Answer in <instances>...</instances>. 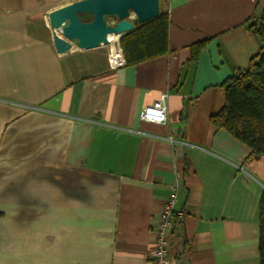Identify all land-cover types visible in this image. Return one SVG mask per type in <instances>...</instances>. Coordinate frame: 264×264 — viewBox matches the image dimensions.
I'll return each mask as SVG.
<instances>
[{
    "label": "crops",
    "instance_id": "0c3cea01",
    "mask_svg": "<svg viewBox=\"0 0 264 264\" xmlns=\"http://www.w3.org/2000/svg\"><path fill=\"white\" fill-rule=\"evenodd\" d=\"M75 1L0 0V264H151L177 182L174 264H261L264 155L212 116L264 0H160L169 51L118 68L52 27ZM162 96L168 121L142 120Z\"/></svg>",
    "mask_w": 264,
    "mask_h": 264
},
{
    "label": "trees",
    "instance_id": "16d2710c",
    "mask_svg": "<svg viewBox=\"0 0 264 264\" xmlns=\"http://www.w3.org/2000/svg\"><path fill=\"white\" fill-rule=\"evenodd\" d=\"M170 18L166 12L139 24L120 43L125 64H136L169 51ZM263 49L249 67L234 74L225 83L226 103L212 116L218 127H224L246 143L253 155H264V31ZM260 262L264 264V194L261 201Z\"/></svg>",
    "mask_w": 264,
    "mask_h": 264
},
{
    "label": "water",
    "instance_id": "95a60500",
    "mask_svg": "<svg viewBox=\"0 0 264 264\" xmlns=\"http://www.w3.org/2000/svg\"><path fill=\"white\" fill-rule=\"evenodd\" d=\"M160 13V0H79L51 12L50 23L79 47L89 49L108 45L110 34L121 41L136 22H149ZM84 14L91 19L83 20Z\"/></svg>",
    "mask_w": 264,
    "mask_h": 264
},
{
    "label": "built area",
    "instance_id": "2783aa9c",
    "mask_svg": "<svg viewBox=\"0 0 264 264\" xmlns=\"http://www.w3.org/2000/svg\"><path fill=\"white\" fill-rule=\"evenodd\" d=\"M264 31V21L260 24ZM117 36V35H116ZM109 64L112 68H118L125 65V57L118 37L111 41L109 37ZM168 102L165 96L150 105H146L141 112V119L163 123L168 121ZM172 139V137H169ZM179 183H174L170 187L169 198L165 202L162 210L157 215L153 230L156 233V246L150 253L151 264H174L171 256L173 235L177 228V217L183 218L185 212L176 210L178 199Z\"/></svg>",
    "mask_w": 264,
    "mask_h": 264
},
{
    "label": "bare ground",
    "instance_id": "6f19581e",
    "mask_svg": "<svg viewBox=\"0 0 264 264\" xmlns=\"http://www.w3.org/2000/svg\"><path fill=\"white\" fill-rule=\"evenodd\" d=\"M109 37L111 38V41H112V40L116 39V37H117V36H116V35H114V34H110V36H109Z\"/></svg>",
    "mask_w": 264,
    "mask_h": 264
},
{
    "label": "rangeland",
    "instance_id": "374dc122",
    "mask_svg": "<svg viewBox=\"0 0 264 264\" xmlns=\"http://www.w3.org/2000/svg\"><path fill=\"white\" fill-rule=\"evenodd\" d=\"M107 47H108V49H109V46H106V45H105V46H103V48H105V49H106Z\"/></svg>",
    "mask_w": 264,
    "mask_h": 264
}]
</instances>
